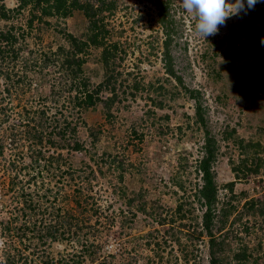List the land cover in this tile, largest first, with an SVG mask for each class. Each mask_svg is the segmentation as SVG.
Returning <instances> with one entry per match:
<instances>
[{
	"label": "rangeland",
	"instance_id": "obj_1",
	"mask_svg": "<svg viewBox=\"0 0 264 264\" xmlns=\"http://www.w3.org/2000/svg\"><path fill=\"white\" fill-rule=\"evenodd\" d=\"M116 1L117 10L104 21L112 29L108 40L130 47L124 67L128 70L133 67L134 72L139 68L134 77L144 84V91L134 99L122 98L121 103L109 109L102 103L81 115L72 114L70 108L63 109L68 121L77 124L76 135L67 142L79 141L82 148L78 151L51 148L47 136L41 145H33L37 144L36 138L21 137L20 130H12V122L25 110H29L27 116H32L43 106L41 101L52 108L55 100H38L46 96L48 85L47 81H39L36 69H31L12 99L5 100L10 105H1L11 106L12 112H8L11 114L8 123H0V146L4 152V157H0V182L5 181L1 167L10 156H30L36 151L45 158L61 154V170L68 172L67 181L61 183L57 177L45 176L47 181H56L55 195L51 196L57 198L46 203L35 200L40 202L36 209L52 213L62 208L69 223L81 222L83 227L78 235H89L90 242L101 246L96 262L82 255V264H209L207 237L202 242L186 240L187 227H183L195 228L201 222L203 209L195 197L201 180L195 169L203 156L205 130L195 122L194 101L173 80H166L160 61L164 35L157 23L153 1ZM257 2L264 5L263 0ZM16 4V0H5L8 8ZM250 10L228 18L224 25L218 26L216 35L204 39L195 34L196 21L183 8L182 0H173L171 13L176 34L172 55L174 69L184 85L200 93L206 130L216 141L218 153L213 170L219 198L217 210L225 205L229 214L223 229L218 230L220 223H215L214 233L218 238L226 236L224 240L229 246L225 247V256L229 258L232 254L229 248L235 249L238 242L235 236L253 249L262 241L259 262L264 264V224L261 217L247 215L244 207L246 201L259 198L264 192V151L259 149L254 155V148L248 147L256 143L264 147V43H261L264 22L245 29L244 21ZM24 20L18 17L7 26L19 27ZM49 22L41 30L34 25L30 36L24 33L26 39L22 42L27 49L24 54L20 52V57L29 55L33 59L38 56L37 50L68 51L66 34L85 39L87 20L79 11ZM100 54L101 49L95 47L86 52L83 70L92 85L104 78ZM22 58L16 63L19 68ZM124 78L122 75L119 82ZM160 86H164L165 94L158 90ZM4 88L2 82L0 90ZM100 95L104 99L108 93ZM55 175L59 176V171ZM230 183L232 192L227 187ZM78 187L84 190L82 194L74 193ZM120 192L126 195L119 196ZM88 193L95 202L93 205L92 201L84 200ZM98 205L100 214L96 211ZM5 215L0 219L6 220L9 215ZM44 218V224H49L51 218L47 214ZM27 220H18L14 227ZM73 232L75 229L69 241L66 233L56 242L46 243L44 250L54 258L70 254L76 259L79 245ZM3 236L0 233V264H4Z\"/></svg>",
	"mask_w": 264,
	"mask_h": 264
},
{
	"label": "trees",
	"instance_id": "obj_2",
	"mask_svg": "<svg viewBox=\"0 0 264 264\" xmlns=\"http://www.w3.org/2000/svg\"><path fill=\"white\" fill-rule=\"evenodd\" d=\"M152 1L157 9V23L164 35L161 42L160 61L163 63L164 72L167 76L166 80H173L176 87L183 89L194 101L195 122L205 130L203 156L195 169L196 173L200 174L201 180V185L198 186L195 193L196 200L203 209L200 226H198L200 230H197L198 227L190 228V226L184 225V228L187 227L185 231L186 240L202 242L203 237H207L209 264H261L259 259L262 256L259 252L263 250L262 241H259L253 249L249 248V245L243 242L241 238L235 236L234 238L238 242L235 249L229 248V251H232L229 258L225 256V247L229 246L224 240L226 236L218 238L214 233L215 223H220L218 230L223 229L229 214L225 205L219 211L217 210L219 198L213 170V164L216 162L218 153L216 141L206 130L200 93L197 90L187 88L182 77L174 69L172 46L176 34V25L173 13H171L173 0ZM16 2L15 7L8 8L5 5V0H0V84L3 82L6 86L0 90V106L2 103L10 105L5 100H11L12 96L15 95L13 92L17 90L21 82L28 78V71L36 69L35 71H38L39 74V81L42 83L47 81L48 85V93L44 98L38 100H55V102L50 108L41 101L43 106L36 109L32 116H27L29 110H25L20 118L12 122V130H20L21 137L32 136V139L36 138L37 144L32 143L33 145H41L43 137L47 136L51 139L48 141L51 148L65 147L68 150L78 151L82 148L79 141L75 140L70 144L67 142L76 135L77 124L68 121L69 118L64 114L63 109L70 108L68 111L72 114L75 113V115H81L98 103H102L106 109H109L115 103H121L122 98H125L123 100L128 97L134 99L145 88L144 84L134 77L139 72V68L137 67L138 70L134 72L135 68L132 67L128 70L124 67V62L129 55L127 50L130 47H121V42H109L108 40L111 38L112 29H109L107 22H104L105 17L114 15L118 3L116 0H16ZM74 11L81 12L87 20L85 39L66 34L65 39L69 44L68 51L62 48L49 53L37 50L39 57L35 56L33 59H30L29 55L20 57V52L23 51L24 54L26 52L24 50L27 49L22 42H25L26 39L24 33L28 36L34 25H38L37 28L41 30L42 25L50 24V19L66 18ZM24 14L26 17L23 16ZM18 17H24V24L20 23L19 27L7 26L8 22ZM263 22L264 5L257 2L246 17L244 27L250 29L251 26ZM26 29L28 32H24ZM91 47L101 49L100 61L104 70V78L97 85H92L83 70L86 52ZM20 58H22V66L19 68L16 63L20 61ZM52 69L54 72H51ZM122 75L125 76L124 81L119 82ZM125 82L131 83L124 85ZM160 89L165 94L164 86H160L158 90ZM103 92L108 93L104 99L100 95ZM60 100H63L61 107L58 106ZM160 106L161 104H159ZM9 111L12 112L11 106L0 107V114L2 113L0 123H8L11 116ZM58 116L59 119H57ZM13 141L11 140V142ZM248 147L254 148V155H257L259 149L264 151V147L262 148L257 143L248 145ZM0 157H4L2 146H0ZM15 157L10 156L1 167L5 181L0 182L2 186L0 188V218L6 216L5 214L10 217L6 220L0 219L2 231L0 233L6 238L2 244L4 264H82V255L88 257L90 262H96L101 246L90 242L91 237L89 235L84 234L81 237L78 235L83 227L81 222L77 220L75 224L72 221L69 223L68 214L64 213L62 208L55 209L52 213L48 212V209H41V211L36 209L40 202H35V200H44L41 202L46 203L49 200L55 201L57 198V196H51L55 195L53 184L56 181L53 183L51 180L47 181L45 176L57 177V181L61 183L67 181L68 172L61 170L63 166L60 162L63 159L61 154H57L56 157L53 154L45 158L41 152L36 151V154L30 153V156L21 154L16 159ZM260 165L261 162L256 166L255 172H258ZM120 169H122L121 175H123L124 168ZM54 171L56 173L59 171V176L55 175ZM227 187L229 192H232L233 183L228 184ZM83 192L84 190L80 187L74 189V193L78 195ZM89 195V193L84 195V200L85 202L92 201L93 205L95 202ZM125 195L124 192L119 194V196ZM244 207L247 215H251L253 218L261 217V222L264 224V192L261 197L246 201ZM96 208L100 214V206L98 205ZM181 208L182 206L179 205L177 211L180 212ZM46 214L51 218L47 225L44 224ZM23 219L28 220L24 221L23 225L18 228L14 227L15 222ZM29 220L31 221L29 222ZM73 229H75L73 232L76 235L75 241L79 245L75 252V256L78 255L76 259L70 257V254L58 258L49 256L44 250L46 243L56 242L59 236L64 237L66 233L69 241ZM83 238L88 240L82 241ZM184 259L187 260V256H184Z\"/></svg>",
	"mask_w": 264,
	"mask_h": 264
},
{
	"label": "clouds",
	"instance_id": "obj_3",
	"mask_svg": "<svg viewBox=\"0 0 264 264\" xmlns=\"http://www.w3.org/2000/svg\"><path fill=\"white\" fill-rule=\"evenodd\" d=\"M257 0H182L183 8L196 21L195 34L206 39L216 35L226 20L255 7ZM264 43V40L261 41Z\"/></svg>",
	"mask_w": 264,
	"mask_h": 264
}]
</instances>
